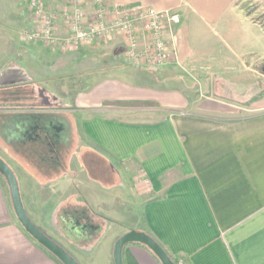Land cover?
Masks as SVG:
<instances>
[{
	"label": "crops",
	"instance_id": "1",
	"mask_svg": "<svg viewBox=\"0 0 264 264\" xmlns=\"http://www.w3.org/2000/svg\"><path fill=\"white\" fill-rule=\"evenodd\" d=\"M42 1L47 11L65 7L63 0ZM241 1L110 0V5L179 13V56L166 67L209 77L207 97L244 109L264 101L254 99L259 87L240 89L243 62L264 52V34L249 21ZM23 3L0 0V80L6 81L0 85V157L15 173L34 224L79 264H115L114 246L131 231L150 235L169 255L191 264H264V112L241 119L188 113L180 111L195 102L188 91L117 77L71 89L70 96L61 84L51 83L44 63L42 69L35 66L62 59L60 47L19 46L21 28L34 26L31 1ZM57 27L58 38H67L62 18ZM103 43L93 40L72 54L84 63L102 57L106 47L115 65L124 47ZM73 124L79 149L63 162L60 153L50 154L54 160L48 162L45 148L38 150L36 140L22 134L33 127L35 136L51 138L44 126L57 131L63 126L61 141ZM7 125L14 126L12 133ZM85 151L113 171L120 169L122 181L102 186L81 161ZM127 181L136 188L133 203L129 193L119 199ZM8 188L0 173V264H58L19 223ZM119 189L117 200H99ZM123 262L160 264L148 248L134 244L125 247Z\"/></svg>",
	"mask_w": 264,
	"mask_h": 264
},
{
	"label": "rangeland",
	"instance_id": "2",
	"mask_svg": "<svg viewBox=\"0 0 264 264\" xmlns=\"http://www.w3.org/2000/svg\"><path fill=\"white\" fill-rule=\"evenodd\" d=\"M1 1L5 3L11 0H1ZM23 1H24L23 4L25 6V3L27 1L32 2L34 0H23ZM30 5L31 3H29V8H30ZM240 7L244 10V13L249 19V21L253 23L255 26H257L261 30V33L264 34V0H242L240 3ZM89 9H92V8L89 6ZM63 10L64 8H62V10L60 11H49L48 10V12L57 14L58 16L57 26L59 24V20L61 19L59 15L62 13ZM32 15L29 19L30 22L33 21V19L31 20ZM31 29L32 27L30 28L29 26H23V28H21L20 33L18 35V39L21 38L20 40H22L23 44L19 45L20 47L31 46L30 44H32V46L34 45L35 47L42 45L38 43L37 44L28 43L25 40H23L22 34L24 32H28ZM190 31L192 35L193 29L190 28ZM57 36H58V27H57ZM107 42H112V43L116 42L117 45H119L120 43V45L124 47L122 39L118 37H115L112 41H104L103 44L105 45V43ZM43 46H47L53 49H55L56 47H60L59 49L62 52H64V54H63V57H61L62 59H59V60L58 59L57 60L47 59V60L39 61L37 58L39 62L35 64L36 68L42 69L43 68L42 66L44 63V66H46L45 67L46 70H51L50 73L48 74L51 80V83L53 85L61 84L62 85L61 87H63L64 90H66L68 92V95L70 96H72L70 93L71 89L74 91L77 89L86 88L88 86L95 84L96 82H98L99 80L105 77H117V78L126 79L128 81H132V82H140V83L143 82L144 84L149 83L150 86H154L158 89L163 88L164 90H167V91L176 87L177 89H180L183 93L189 92L188 97L192 98L193 96H195L194 104L189 108L180 109V111H184L188 113L202 114V115H209V116L211 115L217 118L230 117L234 119H241V118L255 116L257 114H261L264 112V101L258 105H254L251 108L236 109L234 107H231L230 104H228V102L224 100L216 99L213 97H207V95H205L204 93V90L207 88V86L211 84V79H209V77L199 76L197 72L195 73V71H184L181 69L174 71L166 66L162 68H148L147 70L138 71L131 67L134 65H131L127 63L126 61H124L123 58L119 54H118L119 56L116 55L117 60L115 62V65H113V62L111 63L107 59L109 50L106 47H103L104 50H103V53L101 54L102 57L100 56L97 59L94 57H90L88 58V60L84 59L85 60L84 63H80L77 60V56L75 54H72V52H74L75 50H78L77 48L74 50H70V49L65 50V48L59 43L55 45H43ZM174 49H175L174 59L178 60L179 47L176 41H174ZM177 63L179 65V62ZM77 64H79V66H77ZM243 64H244L243 66L244 75L243 77L240 78V83L242 85L240 86L241 87L240 89L242 90V93H246V90L251 89L252 84H253L254 91H256V88L258 87L261 90L259 91L257 96L259 95L260 97H263L262 99H264V73H263L264 52L260 55L250 56L249 58L244 60ZM49 67L51 69H49ZM11 68H14V66H12ZM23 79L24 77L20 76L19 80L21 81ZM4 82L6 81L1 79L0 85L1 83H4ZM219 82L220 84H222L223 81L222 82L219 81ZM7 85L11 86L12 84L9 83ZM199 88H201V92L197 94L195 91H200ZM1 122L2 120H0V123ZM6 127H8L7 132L12 133L14 126L7 125ZM44 129H46L44 131L45 133L48 131L47 136H50L51 138H48V137L39 138L40 132L38 133V135L35 136L36 132L33 130V127H31L30 130L22 131V134L24 133L23 136L28 135L30 138H33L34 140H36L37 149L45 148V151L43 152H47L48 162H53L54 160V158H50V154L53 155V154L60 153L62 157L61 161L63 162V160L70 157L72 153H75V151L79 149L80 142H79V138L77 134L78 132L77 125L73 124V126H70L67 129V132L65 133L64 139L61 141H58L57 137L59 138L58 133L59 131L63 130V126H61V129L59 128V131H57L53 125H45ZM2 130H3V126L0 125V133L2 132ZM18 134H19V130H17L16 132V135ZM38 138H39V141H38ZM80 156H81V161L85 163V166L87 165L88 168L92 167L91 170L89 169L91 172V175H93L94 177H98V180L102 186L106 187L110 185L111 186L118 185L120 183V180L122 181V173L120 169L113 171L110 164H108L107 162H102V160L100 159L98 161L97 159L95 160V158L93 159L91 157L89 158L86 154V151L83 153V155H80ZM57 160L59 159L57 158ZM96 162H99L98 164L99 166L97 165L95 166ZM87 172L89 171L87 170ZM125 183L126 185L124 187L125 188L124 196L119 194V191L121 190L119 189L118 194L115 193V196L114 194H112L114 192H111L110 196L104 195L99 200H117L118 195L119 196L121 195V198H119L120 200H125L124 197L129 193L130 194L129 198L130 200H132V203H133V199L135 198V195H134L135 193L133 191L136 188L134 187L131 188V182L129 181ZM129 194L127 195V197L129 196ZM10 200L12 201L11 195H10ZM132 214H133L132 218H136L137 216L136 209L135 210L133 209ZM72 257L76 260L74 256Z\"/></svg>",
	"mask_w": 264,
	"mask_h": 264
},
{
	"label": "built area",
	"instance_id": "3",
	"mask_svg": "<svg viewBox=\"0 0 264 264\" xmlns=\"http://www.w3.org/2000/svg\"><path fill=\"white\" fill-rule=\"evenodd\" d=\"M63 3L59 17L69 37L58 38L57 14L48 12L42 0H34L30 5L34 26L22 34L23 40L42 45L59 43L65 50H74L93 40L112 41L118 37L124 44L121 57L131 65L162 68L174 58L175 33L181 17L173 10L158 11L141 5L112 7L110 0Z\"/></svg>",
	"mask_w": 264,
	"mask_h": 264
},
{
	"label": "water",
	"instance_id": "4",
	"mask_svg": "<svg viewBox=\"0 0 264 264\" xmlns=\"http://www.w3.org/2000/svg\"><path fill=\"white\" fill-rule=\"evenodd\" d=\"M264 73V68H263ZM0 173L5 178L13 203L15 215L26 233L40 246L50 252L62 264H79L68 252L46 236L30 219L23 205L17 177L11 167L0 157ZM140 244L148 248L161 264H173L167 252L150 235L144 232L131 231L122 236L115 244L113 258L115 264H124L123 252L125 247Z\"/></svg>",
	"mask_w": 264,
	"mask_h": 264
},
{
	"label": "trees",
	"instance_id": "5",
	"mask_svg": "<svg viewBox=\"0 0 264 264\" xmlns=\"http://www.w3.org/2000/svg\"><path fill=\"white\" fill-rule=\"evenodd\" d=\"M198 90V89H197ZM261 91V90H260ZM197 94H199V91H196ZM184 94V93H183ZM207 96H209L210 94L207 93ZM216 95H220V94H216ZM263 97H260L259 95L255 98V99H262ZM125 106H133V107H149V106H156L155 104L152 103H126L123 104ZM32 238V237H31ZM134 245H140V244H134ZM40 246V245H39ZM143 246V245H141ZM43 250H45L49 255L52 256V258L58 263V264H62L57 258H55L50 252H48L45 248H43L42 246H40ZM145 247V246H144ZM168 254V253H167ZM168 256L170 257L171 261L173 262V264H180L182 261V264H191L189 262L188 259L183 258V259H179L177 257H173L171 255L168 254ZM158 260V259H157ZM160 263V262H159ZM161 264V263H160Z\"/></svg>",
	"mask_w": 264,
	"mask_h": 264
},
{
	"label": "flooded vegetation",
	"instance_id": "6",
	"mask_svg": "<svg viewBox=\"0 0 264 264\" xmlns=\"http://www.w3.org/2000/svg\"><path fill=\"white\" fill-rule=\"evenodd\" d=\"M45 133V132H44ZM48 134V131L46 132V134L45 135H47Z\"/></svg>",
	"mask_w": 264,
	"mask_h": 264
}]
</instances>
